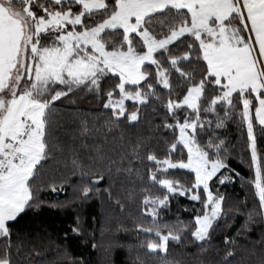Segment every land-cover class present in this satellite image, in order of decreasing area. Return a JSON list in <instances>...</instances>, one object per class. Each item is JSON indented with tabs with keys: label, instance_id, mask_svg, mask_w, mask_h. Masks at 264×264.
<instances>
[{
	"label": "snow or ice",
	"instance_id": "1",
	"mask_svg": "<svg viewBox=\"0 0 264 264\" xmlns=\"http://www.w3.org/2000/svg\"><path fill=\"white\" fill-rule=\"evenodd\" d=\"M78 92L100 100L116 125H135L153 103L164 110L157 127L171 140L164 138L163 156L143 141L132 146L140 163L151 162L139 197L145 223L135 224L140 247L167 253L170 241L190 234L204 248L227 224L219 187L239 175L219 134L229 122L245 136L264 210V0H0V264H21L13 225L41 203L37 181L55 159L51 117L58 101ZM80 133H89L87 121ZM96 151L103 156L101 146ZM114 170L133 168L123 158L100 171L73 159L78 199H111L113 184H100ZM64 183L58 189L53 181L51 190ZM177 197L193 203V215L170 225L161 212ZM77 221L71 231L79 235ZM251 222L249 213L242 227ZM233 256L226 250L223 264Z\"/></svg>",
	"mask_w": 264,
	"mask_h": 264
},
{
	"label": "trees",
	"instance_id": "2",
	"mask_svg": "<svg viewBox=\"0 0 264 264\" xmlns=\"http://www.w3.org/2000/svg\"><path fill=\"white\" fill-rule=\"evenodd\" d=\"M166 98L165 94L161 103ZM163 114L164 110L153 103L141 113L135 125L127 122L116 125L111 123L110 111L103 109L101 101L87 93L78 92L57 102L51 117L50 140L55 159L43 169V177L37 181L41 203L39 207L27 209L13 225L12 239L22 245L18 256L21 264H223L228 249L234 251L229 264H264V210L259 208L250 183L253 170L249 167L250 150L245 136L232 122L219 130L230 153V167L239 173L234 180L219 187L226 198L227 224L221 222L204 248L190 234L180 243L170 241L167 253L159 250L153 253L139 246L144 237L137 235L135 224L145 223L140 215L139 197L140 189L148 184L146 165L150 166L151 162L140 163L131 155L132 146L143 141L163 156L164 138L171 140L170 132L157 127L162 123ZM82 121H87V136L80 133ZM97 146L102 147L103 156L97 153ZM121 158L125 167H132L133 171L129 174L114 170L111 181L101 182V189L108 187L109 182L113 184L111 199L106 193L94 195L87 202L78 199V189L74 186L78 173L72 175L73 159L100 171L107 168L110 159L119 162ZM61 180L65 181L63 190L53 192L50 184L55 181L59 189ZM152 191L158 192V189ZM129 192L136 194L135 200L129 197ZM117 199L123 208L116 203ZM193 207L190 200L177 197L170 211H162L161 217L170 225L177 218L187 222L193 215ZM249 213L253 215V222L242 227ZM77 217L82 228L79 235L71 231L77 226ZM225 236L233 237L236 243L226 247Z\"/></svg>",
	"mask_w": 264,
	"mask_h": 264
}]
</instances>
